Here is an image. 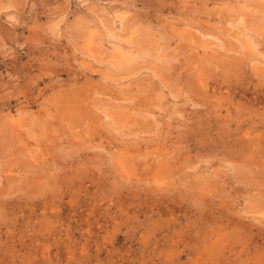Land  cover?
Listing matches in <instances>:
<instances>
[{"label":"rangeland","instance_id":"obj_1","mask_svg":"<svg viewBox=\"0 0 264 264\" xmlns=\"http://www.w3.org/2000/svg\"><path fill=\"white\" fill-rule=\"evenodd\" d=\"M0 264H264V0H0Z\"/></svg>","mask_w":264,"mask_h":264},{"label":"bare ground","instance_id":"obj_2","mask_svg":"<svg viewBox=\"0 0 264 264\" xmlns=\"http://www.w3.org/2000/svg\"><path fill=\"white\" fill-rule=\"evenodd\" d=\"M239 175V174H238ZM241 176V175H240Z\"/></svg>","mask_w":264,"mask_h":264}]
</instances>
